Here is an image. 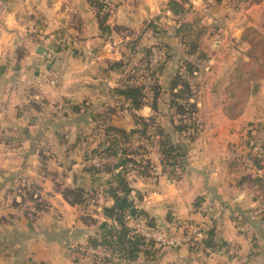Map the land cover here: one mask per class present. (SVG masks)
Masks as SVG:
<instances>
[{
    "label": "crops",
    "instance_id": "0c3cea01",
    "mask_svg": "<svg viewBox=\"0 0 264 264\" xmlns=\"http://www.w3.org/2000/svg\"><path fill=\"white\" fill-rule=\"evenodd\" d=\"M101 1L105 20L89 0H0V124L8 119L10 146L0 154V264H72L96 239L109 242L96 264H264V0ZM158 44L169 58L156 106L145 96L134 107L118 89L135 56ZM187 60L199 67L191 140L175 131L170 103ZM136 115L186 143L176 179ZM109 125L137 130L124 139ZM110 144L131 152L89 170L85 152ZM65 188L79 190L75 202ZM139 211L169 234L199 222L204 243L153 251L129 231L126 216Z\"/></svg>",
    "mask_w": 264,
    "mask_h": 264
},
{
    "label": "trees",
    "instance_id": "16d2710c",
    "mask_svg": "<svg viewBox=\"0 0 264 264\" xmlns=\"http://www.w3.org/2000/svg\"><path fill=\"white\" fill-rule=\"evenodd\" d=\"M90 3L95 7L97 11V15L100 16V20H105L107 18V15L109 13V10L107 8V5L105 2L101 0H89ZM192 44V43H191ZM165 48V55L164 59L158 64L156 69H150L149 68V58L150 53L153 46L147 47L144 50L143 57L141 58V66L138 68V71H135V67L130 68L129 73L126 75L127 82L123 81V84L118 89L122 94H124L126 97H128L131 100V103L134 107H139L142 105L144 101V97L146 96L144 91V85L134 84V80L138 77L136 74L139 72L141 73V68L143 70L148 71L152 78V86H151V106L155 108L156 103L155 99L160 91V84H159V76L161 74V71L166 64L168 58H169V48L165 44H161ZM192 46H196V44H192ZM146 51V52H145ZM184 71L177 70L172 77V88L175 87L177 84H180L178 88H176L175 91H172L170 103L174 106L175 114H177V122L173 123V127L176 132L181 133L185 139H194L197 135V133L200 130L199 124L196 120V111H197V105L194 100V92L191 87V83L188 79V75L192 74L193 71L196 69L194 65L191 63L190 60H187L183 63ZM132 80V84L130 83ZM130 81V82H129ZM34 105L38 107L37 102H32ZM137 120L141 123L139 130L143 132L147 138L149 139V142L151 143V138H156V143L159 148L160 152V164H161V170L163 172H166L168 176L172 179H176L179 176V166H181L184 157L186 156L187 152V145L184 143V141H178L175 140L171 134L167 131H165L156 121L154 116H149L147 118H143L141 115H136ZM107 129H113L114 131H117L120 133L121 137L126 139L129 134L135 132L137 129H133L130 131H126L125 129H119L115 126L109 125ZM149 143V144H150ZM108 153V154H114L116 155L118 152H121L125 154L126 152L129 153L131 151H128L126 147H116L112 144L107 145L103 148H94L90 151V153ZM130 159V157H128ZM132 162L135 165H140L144 169L151 168V163L149 160L138 161V160H132ZM87 168L89 170L93 171H99L105 168L94 166V165H87ZM121 188L124 190H128L129 187L124 184L123 179H121L120 185ZM78 189H70L65 188L64 194L65 196H70L73 194V198H70L69 200L71 202H75L79 195ZM33 192H31L32 194ZM141 216H143L146 219L147 224L154 225V222L151 218H149L146 214L139 211L138 212ZM130 233L138 239L139 243L144 244L148 246L151 250L157 251L159 250L160 246L155 244V241L151 238H146L141 234L135 233L131 229V225H128ZM109 242H107L104 239H96L89 241L87 245L96 246V245H108ZM77 258L74 259L72 264H76Z\"/></svg>",
    "mask_w": 264,
    "mask_h": 264
},
{
    "label": "built area",
    "instance_id": "2783aa9c",
    "mask_svg": "<svg viewBox=\"0 0 264 264\" xmlns=\"http://www.w3.org/2000/svg\"><path fill=\"white\" fill-rule=\"evenodd\" d=\"M165 48L163 45L158 44L152 47L149 68L156 69L158 64L164 59ZM141 73L134 80V84H143L146 96L151 97L152 78L148 71L140 69ZM113 154L108 153H88L84 157V162L87 165H94L100 168L104 167L107 158ZM262 181L264 183V174L262 175ZM130 222L133 232L143 235L146 238H151L155 241V244L160 247H166L169 245H185L189 248L200 247L206 237V228L199 222H186L181 224L172 233H167L161 228L155 225H149L146 219L139 213H131L126 216ZM106 246H81L78 249L76 264H96L99 259L107 255Z\"/></svg>",
    "mask_w": 264,
    "mask_h": 264
},
{
    "label": "rangeland",
    "instance_id": "374dc122",
    "mask_svg": "<svg viewBox=\"0 0 264 264\" xmlns=\"http://www.w3.org/2000/svg\"><path fill=\"white\" fill-rule=\"evenodd\" d=\"M199 34L200 33H198V34H194V35H192V39H191V43L194 45V44H197V46H198V39H199ZM152 46H154V45H152ZM145 50V49H144ZM39 52V51H38ZM146 52V51H145ZM193 52L194 53H196V51L195 50H193ZM143 54H144V51L142 52V54H139L138 56H135L136 58H134V60H133V66L132 67H135V68H132V69H135V71H138V68H140V66H141V58L143 57ZM197 55H200V53H198ZM131 57L132 56H130V59H131ZM191 61V63L194 65V67L195 68H199L198 66H197V64L195 63V61L194 60H190ZM201 68V67H200ZM177 70H180V71H184V68L183 67H177ZM137 76L139 75V72L136 74ZM196 76V77H195ZM188 79H189V81L191 80L192 82H190L191 83V85H194V81H195V79H196V81H197V75L196 74H194V73H192V74H190V75H188ZM193 88V87H192ZM37 104H39V102H37ZM41 104V103H40ZM35 106V105H34ZM7 123H5V124H0L1 126H0V137H1V142H5L6 144H5V146L3 147V146H1L0 147V154H4V153H8V150H9V148H10V146L8 145V142H7V137L9 136V130H7V129H5V128H8L9 127V125H8V119H6L5 120ZM21 121V119H20V117H17V122H20ZM4 129V130H3ZM19 133V132H18ZM20 134H18V137H20L19 136ZM88 154V152H85V154L83 155V156H86ZM28 195V194H27ZM29 196V195H28Z\"/></svg>",
    "mask_w": 264,
    "mask_h": 264
},
{
    "label": "water",
    "instance_id": "95a60500",
    "mask_svg": "<svg viewBox=\"0 0 264 264\" xmlns=\"http://www.w3.org/2000/svg\"><path fill=\"white\" fill-rule=\"evenodd\" d=\"M43 48L42 46H40V49ZM41 52V50H39Z\"/></svg>",
    "mask_w": 264,
    "mask_h": 264
}]
</instances>
